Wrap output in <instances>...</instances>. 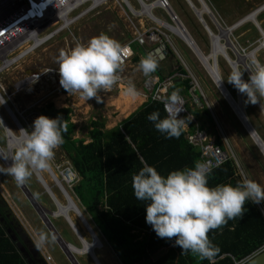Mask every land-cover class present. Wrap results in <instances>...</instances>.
Segmentation results:
<instances>
[{
	"label": "rangeland",
	"instance_id": "rangeland-1",
	"mask_svg": "<svg viewBox=\"0 0 264 264\" xmlns=\"http://www.w3.org/2000/svg\"><path fill=\"white\" fill-rule=\"evenodd\" d=\"M191 1L196 8L200 7L198 0ZM130 2L134 6L138 5L135 0H130ZM204 2L209 7V10H211L214 18L213 21L212 16L203 14L202 19L209 27V31L201 23L197 11L195 12L194 8H191V5L186 0H169V5L176 15L177 20L192 37L200 54L205 56L210 54L212 48L211 36L215 38L219 37L220 45H222V42L225 43L228 38V43L233 48L228 47L227 49L226 45H224L219 51L222 52V55L226 54L231 60L235 61V64L238 65L237 68L242 72V79L247 80L250 75L248 70L251 68V60L249 57L243 58L242 56H245L244 53H247V56L253 53L252 57L264 63V48L260 50L255 49L258 42H260L259 31L254 23L250 21L243 23L236 29L230 30L229 28L262 6L264 0H204ZM120 5L119 0H104L98 7L84 14L69 31H62L58 35H55L34 49L29 55L19 60L7 72L0 74V82L3 84L6 92L12 96L13 103L21 112V114H18L15 108H12L17 120L24 129L31 130L34 119L40 115L39 108L49 102L53 103L55 108L69 107L71 109L70 119L76 124L73 136L75 138H84L85 141L88 140L87 131L89 127H87V124L90 117L102 118L105 128H111L127 117L119 115L116 107L110 104V99L118 95L119 92L117 90L105 95L98 92L99 101L96 97L86 100L78 93L69 94L60 85L59 74L45 72L48 69L58 70V58L61 51L68 52L76 45L85 44L89 38L102 32L107 33L121 44L128 42L131 39L132 28L131 24H128L126 11L122 8L123 5L122 7ZM151 14L169 24L175 23L167 12L160 9L154 8ZM257 21L259 24L264 23V12L257 15ZM143 23L144 25L142 26L134 21V25L138 26L141 30L157 28V30L162 32L160 37L166 45L167 57L158 63L156 72L166 77L170 71H175L178 66H182L187 71V76L191 75L194 78L195 95L198 97L202 106L195 107L196 105L192 104L191 108L193 110L195 108L202 110L203 107L208 109L222 137L226 150L235 159L236 169L242 180L245 178L252 179L264 185V154L252 139L249 130L244 127V123L239 120L229 105L226 100V95L224 97L226 92L223 89V91L221 90L220 81L219 85L216 84L195 53V50L188 46L179 36L167 28L153 21H149V19H144ZM218 24L223 29L222 31ZM224 31H227V33H223ZM210 33L213 35H210ZM154 47L153 43L149 40L143 45L145 51H149ZM225 48L227 49L226 53ZM140 54L144 57L146 52L135 50V56L138 57V61L132 60L133 62H131L133 66L131 67V72L128 71L127 73L126 86L133 85L136 93L141 94L145 93L142 86L148 76L146 77L138 68ZM222 55L218 53L216 55V69L219 79L224 83L225 89L232 96L231 98L237 102L239 91L227 80L233 68ZM237 60L238 62L236 63ZM211 63L215 67L214 59ZM41 73L43 74L42 78ZM33 75H39L41 80L39 78L36 84L21 82L26 77L31 78ZM45 76L51 81V84L44 82ZM187 76L185 78H188ZM18 82L21 83L18 84ZM31 86L33 87L32 90H30ZM16 88L24 89L23 91L16 92ZM183 96L187 104H189L191 101L189 96L186 94ZM240 96L250 124L264 142L263 112L256 103H251L247 100L246 94L241 93ZM58 101H60V106L58 105ZM258 101L264 109V98H260ZM188 106L190 107V105ZM0 112L3 118V122L0 121L2 123H0V147L7 154V149L11 145L8 141L9 132L5 130V126H8L10 133H13L16 137L21 136V131L13 119L15 117L12 114H9L5 110H0ZM204 129L208 140L212 142L214 136L210 125L206 123ZM54 153V157L50 161V168L61 182L64 190H61L55 178L48 170L38 171L51 188L52 196V194L47 192L40 178L33 171V175L24 184L35 198L36 203L33 201L34 204L23 193L21 186L16 183L12 176L0 174V197L7 203L13 215L12 217L18 222V226L22 228L21 230L25 234V236L16 234L18 237L15 235L18 248L30 264H71L60 241L57 242L56 238L54 241L47 242L42 246H37L36 244L38 233L43 232L53 235L41 218L42 214L50 213L47 216L55 230L63 239L60 240L64 243L65 241L68 242L75 249L73 254L78 263L96 264L90 256V253L88 254L83 250L82 242H92V236L78 217V214L73 210L67 212L76 230L71 228L64 216L59 215L58 204L66 205L68 202L66 197L70 196L71 200L75 203L86 221L89 222L92 230L99 238L100 234L98 229L91 224L90 217L79 204L78 199L72 191L73 185H70V187L62 180L60 173L64 166L69 164V161L59 147L54 150ZM12 154L13 151L11 152ZM0 166L8 167L1 158ZM256 204L264 212V201ZM21 230H16V233H20ZM95 250L98 252L104 264H120L105 242H101V246L96 247ZM47 255L51 256L50 261H47Z\"/></svg>",
	"mask_w": 264,
	"mask_h": 264
},
{
	"label": "trees",
	"instance_id": "trees-1",
	"mask_svg": "<svg viewBox=\"0 0 264 264\" xmlns=\"http://www.w3.org/2000/svg\"><path fill=\"white\" fill-rule=\"evenodd\" d=\"M134 49L145 52L136 44ZM133 60L138 61V57L134 56ZM175 72L187 75L182 66L168 75ZM154 73L164 78L159 72ZM189 83V78L176 77L168 92L189 96ZM153 111H159L162 118L167 116L161 101L147 100L111 128H105L102 118H90L88 140L85 141L73 136L76 124L70 119L69 107L55 108L49 102L39 108L40 115L59 116L67 126L62 133L64 142L59 148L77 175L72 191L91 224L98 229L100 241L110 247L120 264H238L264 242V216L256 203L246 201L242 218L228 220L227 224L209 231V239L220 249L211 261L198 259L190 252L182 253L180 247L174 246L175 237H158L146 223V202L138 201L132 189V177L142 167L141 160L166 176L172 170L194 166L201 155L199 147L189 142L183 129L178 138H166L157 131L147 119ZM191 112L198 128L204 129L208 123L214 145L226 150L208 109L195 108ZM195 128L191 125L190 131ZM242 181L231 158L213 168L208 179L213 186L235 185ZM12 216L7 203L0 197V264H29L16 239V234H25ZM16 230L21 232L16 233ZM95 253L104 264L96 250Z\"/></svg>",
	"mask_w": 264,
	"mask_h": 264
},
{
	"label": "clouds",
	"instance_id": "clouds-1",
	"mask_svg": "<svg viewBox=\"0 0 264 264\" xmlns=\"http://www.w3.org/2000/svg\"><path fill=\"white\" fill-rule=\"evenodd\" d=\"M127 55L126 47L102 32L89 38L85 44L60 52L59 83L69 94L78 93L86 100L96 97L99 101L98 92L110 89L116 82L117 71ZM157 67L158 59L152 52L142 57L138 64L146 77ZM248 71L249 78L244 80L242 72L233 68L227 80L239 92L246 94L249 102L256 103L264 98V63L253 59ZM125 92L137 94L133 85H129ZM178 100L177 93L173 92L169 102L175 104ZM180 110L173 111L166 104L167 116L162 118L159 111H153L147 119L166 138H178L184 125V120L178 119ZM66 130L61 117L38 115L30 131L23 127L20 129L22 139L13 146V154L6 156L0 153V158L11 157L12 160L10 166H0V174L12 176L17 184H23L33 171L47 170L54 150L64 142L62 133ZM141 164L142 167L132 177V189L138 201L146 202V223L158 237H175L174 246L180 247L182 253L190 252L201 260L211 261L220 251L209 239L210 230L220 228L228 220L242 218L246 201H264V185L252 179L245 178L235 185H210L209 174L218 165L207 161H196L194 166L172 170L166 176L143 160ZM54 240V235L40 232L36 244L42 246Z\"/></svg>",
	"mask_w": 264,
	"mask_h": 264
},
{
	"label": "built area",
	"instance_id": "built-area-1",
	"mask_svg": "<svg viewBox=\"0 0 264 264\" xmlns=\"http://www.w3.org/2000/svg\"><path fill=\"white\" fill-rule=\"evenodd\" d=\"M119 1L121 4L120 6L122 7L123 5L122 8L126 11L127 21L128 24H131L132 34L131 39L128 42H124L122 44V46L128 49V55L124 57L123 64L117 71L118 79L110 89L106 91H99L103 95L108 93L110 94L114 90L119 92L121 86L127 85V73L128 71L131 72V67L133 66L131 62H133L132 60L135 55L134 44L138 45L140 48H143L144 43H147L149 40L155 47L149 51H145L146 54L148 52H152L157 57L158 63L167 57L168 53L166 52V45L163 43L160 37L162 32L157 30V28L141 30L138 26L134 25V21L143 26V20L149 19V21H153L163 27V24H166L167 22L151 14V11H153L154 8L167 12L171 16L172 21L173 18L176 17L175 14V17L171 15V11L173 12V10H171L169 0H135V2L138 4V7L134 6L130 0ZM100 4L101 1L99 2V0H0V74L7 72L13 65L18 63L19 60L33 52L28 49L30 44L33 43L35 45L34 49H36L55 35H58L60 32L69 31L70 28H72L75 23L81 17H83L84 14L95 9ZM85 5L87 6L84 7ZM145 6H150L149 13L145 11ZM257 9L260 10L256 14L255 18L250 22L254 23V25L257 27V30L259 31L260 42H258V44H260L262 41H264V23H258L257 15L261 12H264V4ZM243 20L242 22H244ZM33 24L39 26L38 30L35 31L34 34ZM242 24L243 23L239 24V26ZM239 26L237 25L234 27V29L238 28ZM45 37L46 40L38 44V41H41V39ZM244 55L245 56L242 57H249L247 56V53H244ZM142 57L143 56L140 54V59ZM249 58L251 61L253 60V58ZM235 68H237V65H235ZM45 72L49 74H59V71L55 69H48ZM38 76L39 75H33L31 78L26 77L25 80L23 79L21 82L36 84L38 81ZM186 76L187 75H183L181 73H174L164 78H161L160 75L156 73L148 76L144 80L142 86L145 91V93H141L144 97L143 102H146L147 100L161 101L163 103L164 111L166 104L173 111H175L177 108H181L178 113V119L184 120L183 130L186 132V138L190 143L199 147L201 150V162L207 161L213 165L219 166L229 158L234 161V157L227 150L215 146L213 141L210 142L208 140V136L204 130L198 129L196 127L193 131H190V126L193 125L195 127L196 125L194 114L191 112V110H193L191 105L194 104L196 106H202L198 97L195 95V80L191 75L187 76L190 78V88L188 93L191 101L189 104H187L185 97L178 92H176L179 97L178 102L175 104L169 102L171 94H169L168 91L173 85V79L176 77L185 78ZM21 82H18V84ZM46 82L47 84H51L49 79ZM23 89L24 88H16V92H19L20 90L23 91ZM188 105H190V107ZM12 108H15L18 114H21L16 105L13 103L12 96L6 92L3 84L0 82V110H5L6 112L8 111L9 114H12V116L15 117L13 119L16 121V124L20 129V126L22 125L17 120ZM165 113L168 115L166 111ZM90 118L96 119L95 117ZM0 121L3 122L1 112ZM5 130H7L9 134L12 135L8 126H5ZM60 174L62 180L68 184V186H72L77 180V175L72 170L70 163L64 166ZM263 249L264 243L257 251L244 260L240 261L238 264H241L243 261L247 260ZM46 259L47 261H50L51 256L47 255Z\"/></svg>",
	"mask_w": 264,
	"mask_h": 264
},
{
	"label": "bare ground",
	"instance_id": "bare-ground-1",
	"mask_svg": "<svg viewBox=\"0 0 264 264\" xmlns=\"http://www.w3.org/2000/svg\"><path fill=\"white\" fill-rule=\"evenodd\" d=\"M101 1V3H103V1L104 0H99V2ZM187 1V3L188 4H190L191 5V8H194V10H195V12L197 11V13H200L201 15V17H203V14H207V15H210L211 16V14H210V11H209V7L207 6V4L204 2V0H198L199 1V3H200V7H198V8H196L195 7V5H194V3L191 1V0H186ZM145 11L147 12V13H149L150 12V6H145ZM260 9H255L253 12H251L250 14H248L246 17H244V18H242L241 20H243V19H245V20H243L244 22H247V21H252L254 18H255V16H256V14L258 13V11H259ZM173 18V17H172ZM212 18H213V16H212ZM173 21H175V23L174 24H169V23H166V24H163V27H165V28H167L169 31H171V32H173V33H175L177 36H179L188 46H190L192 49H194L195 50V53L197 54V56L199 57V59H200V61L203 63V65L205 66V68L207 69V71L209 72V74L211 75V77L213 78V80L216 82V84H218L219 85V81H221L220 79H219V75H218V72H217V67L215 68L213 65H212V63H211V61L214 59V64H215V62H216V55H217V53L218 54H220V55H222V52L221 51H219V50H221V48L222 47H224V45H226V48L228 49V47H231V48H233L232 46H231V44L230 43H228L229 41H228V38L226 39L227 41H225V43H223L222 42V45H220V42H219V37H212L211 36V52H210V54L208 55V56H205V55H202V54H200L199 52H198V49H197V47L195 46V43H194V41H193V39H192V37L189 35V33L187 32V30L184 28V26L182 27L181 26V24H180V22L177 20V18H173ZM213 21H214V18H213ZM240 21V20H239ZM244 22H242V23H244ZM237 26V25H236ZM235 26V27H236ZM239 26V25H238ZM220 27V26H219ZM38 28H39V26L38 25H35V24H33V34H34V32L35 31H37L38 30ZM221 28V27H220ZM232 29H234V27H232L231 26V28H230V30H232ZM223 29L221 28V31H222ZM223 33H227V31H224ZM46 40V37L45 38H43V39H41V41H38V44L39 43H41L42 41H45ZM34 47H35V45L32 43V44H30L29 46H28V49H30L31 51H33V49H34ZM264 47V41H262L260 44H258L257 45V47L255 48V49H258V50H260L261 48H263ZM225 48V53H226V49ZM255 49H254V51H255ZM257 50V51H258ZM233 52H236V51H233ZM252 54L253 53H250V54H248V56L249 57H251V58H253L254 59V57H252ZM222 56H224L226 59H227V62L230 64V66L232 67V68H235V65H237V64H235L234 62L235 61H233V60H231L230 59V57H228V55H226V54H224V55H222ZM238 56V55H237ZM244 58V57H243ZM245 60V59H244ZM238 62V60L236 61V63ZM240 65V64H239ZM238 66V65H237ZM242 66V65H241ZM43 76V75H42ZM42 76H41V78H42ZM39 78L40 77H38L37 79L39 80ZM41 78H40V80H41ZM48 79H47V76H45V80H44V82H46ZM221 86V85H220ZM127 87L128 86H126V85H123V86H121L120 87V91H119V93H118V95L116 96V97H114V98H111L110 99V104H112V105H116L117 107L116 108H118V110H119V113L121 114V115H124V116H126V115H128L129 113H131V112H133L136 108H137V106L140 104V103H142L143 102V100H144V97H143V95H141L140 93H137L136 95H130V94H126V92H125V90L127 89ZM33 89V87L31 86L30 87V90H32ZM223 88H221V90H222ZM223 90H225V89H223ZM222 90V91H223ZM226 92V91H225ZM224 94V93H223ZM225 95H226V100L228 101V103H229V105L231 106V108L233 109V111L236 113V115H237V117L239 118V120L242 122V123H244L243 125H244V127H246L248 130H249V134L251 135V137H252V139L254 140V142L257 144V146L259 147V149H261V151L263 152V154H264V142H263V140L259 137V139L257 138V135H255V134H253V132H252V130H251V128L249 127V125H248V123H247V121H246V118H245V116H246V114L244 115V113H243V110H242V108H241V106H240V102H238V100H237V102L235 101V100H233L232 98H231V96H230V94H228L227 92L224 94V97H225ZM239 96L241 95V92H239V94H238ZM62 97V96H61ZM60 97V98H61ZM64 97V96H63ZM60 98H58V99H60ZM56 101H57V99H56ZM58 105L60 106V101H58ZM264 110V109H263ZM9 134V133H8ZM9 140V144L11 145L10 147H8V149H9V151H13V146L14 145H16L18 142H19V140L20 139H22V136H19V137H16V136H14L13 134L11 135V134H9V138H8ZM7 156V155H6ZM4 160H6L7 161V163L8 164H11V159H9V158H7V159H4ZM36 175L39 177V174H38V171H36ZM41 180V179H40ZM42 182V181H41ZM43 183V182H42ZM44 185V184H43ZM45 187V186H44ZM51 192V191H50ZM73 202V201H72ZM74 203V202H73ZM73 206H72V204H71V202L70 201H68L67 202V204L66 205H61V204H58V206H57V208H59V211H60V214L59 215H62V216H64L66 219H67V217H69V214H68V216H66V210H73V208H72ZM67 211V212H68ZM74 211V210H73ZM50 214V213H49ZM68 221V220H67ZM60 244H61V246H62V248H64V249H68L69 247H70V249H71V252H74L75 251V249L73 248V247H71V245L70 246H68L66 243H64L63 241H61L60 240ZM82 244H83V250L84 251H86L88 254L90 253L89 251H90V248L89 247H91V246H93L94 244H95V242H93L92 244H90V245H88V243H86V242H82ZM96 244H97V242H96ZM96 247H99V245H96ZM82 250V249H81Z\"/></svg>",
	"mask_w": 264,
	"mask_h": 264
},
{
	"label": "water",
	"instance_id": "water-1",
	"mask_svg": "<svg viewBox=\"0 0 264 264\" xmlns=\"http://www.w3.org/2000/svg\"><path fill=\"white\" fill-rule=\"evenodd\" d=\"M209 11H210L211 16H213L212 13H211V10H209ZM197 14H198V17H199L201 23L203 24V26L206 28L207 31H209L210 29H209V27L206 25V23H205V21L202 19V17L200 16V13H197ZM171 15H172L173 17H175V15H174V13H173L172 11H171ZM175 18H176V17H175ZM241 23H242V20H240L239 22H237L233 27H235L236 25H239V24H241ZM180 24H181V23H180ZM181 26H182V24H181ZM182 27H183V26H182ZM210 35H212V33H210ZM197 49H198V48H197ZM198 50H199V49H198ZM214 65H215V68H216V62H215ZM220 85H221V88H223V89L226 88L225 85H224V83H222L221 81H220ZM225 91L228 93V91H227L226 89H225ZM228 94H229V93H228ZM230 96H231V95H230ZM231 97H232V96H231ZM237 100H238V102H240V106H241V108H242V110H243V113H244V115H245V110H244V107H243V104H242L241 96H238ZM256 104H257V106L260 108V110H261V111L263 112V114H264V110H263L262 105L260 104V102L257 101ZM246 117H247V116H245V118H246ZM246 121H247L249 127L251 128L253 134L257 135V138L259 139V135L256 133V131L254 130V128H253L252 125L250 124L248 118H246ZM21 128H22V127L20 126V129H21ZM11 152H12V151H9V149H7V154H5V152H4V151L1 149V147H0V153H2L3 155L10 156V155H11ZM1 159L5 162L6 166H10V165H11V164H8L7 161L4 160L3 158H1ZM9 159H11V157H9ZM11 163H12V160H11ZM47 170H48V171L51 173V175L55 178V180H56L57 184L59 185V187L61 188V190H64L63 187H62L61 182L59 181V179L57 178V176L55 175V173L51 170V168L49 167ZM34 172L36 173V171H34ZM38 174H39V178H40L41 181L43 182V184H44L45 189L47 190V192H49V193L52 194V196H53V193H52V191H51V188L48 186V184L45 182V180L41 177V174H40L39 172H38ZM19 185L21 186V189H22L23 193L27 196V198L31 201V203L34 204L33 201L36 203L35 198H34L33 195L30 193V191L28 190V188L26 187V185H25L24 183H23V184H19ZM50 191H51V192H50ZM66 196H67V195H66ZM66 198H67L68 201L71 202V204H72V206H73V207H72L73 210L78 214V217L81 219L82 223L84 224V226L87 228V230L89 231V233H90L91 236H92V242L88 243V245H90V244H92L93 242H95V244H94L93 246L89 247V248H90V251H89V252H90V256L92 257V259L94 260V262H95L96 264H101V263L99 262V260L97 259L96 255H95V251H94V249L96 248V245L101 246V242H100L99 238L96 236V234H95L94 231L92 230L91 226L89 225V222L86 221V219L84 218V216L82 215V213L78 210V208L76 207L75 203L72 202L71 197H70V196H67ZM35 207H36V206H35ZM67 211H68V210H66V216H68ZM48 214H49V213H47V214H42V215H41V218H42V220L44 221L45 225H46V226L48 227V229L50 230V232L55 236L57 242H59L60 239H62V238H61V236L58 234V232L55 230L53 224L51 223L50 219H49L48 216H47ZM67 220H68V222H69L71 228H72L73 230H76L75 225L71 222V220H70L69 217H67ZM62 240H63V239H62ZM96 242H97V244H96ZM65 243H66L68 246H70V244H69L68 242L65 241ZM63 250H64V252H65L67 258H68L69 261L71 262V264H79L78 261H77V259H76L75 256H74L73 252H71L70 247H69L68 249H64V248H63ZM241 264H264V249L261 250L260 252L256 253L255 255L251 256V257L248 258L247 260L243 261Z\"/></svg>",
	"mask_w": 264,
	"mask_h": 264
},
{
	"label": "crops",
	"instance_id": "crops-1",
	"mask_svg": "<svg viewBox=\"0 0 264 264\" xmlns=\"http://www.w3.org/2000/svg\"><path fill=\"white\" fill-rule=\"evenodd\" d=\"M111 105H112V104H111ZM139 105H141V103H140ZM139 105H138V106H139ZM114 106L117 107L116 105H114ZM138 106H137V107H138ZM195 107H199V106H195ZM203 108H204V107H203ZM203 108H202V109H203ZM116 109L118 110V108H116ZM118 112H119V110H118ZM131 113H132V112H131ZM131 113H129V114H131ZM129 114H128V115H129ZM119 115H121V114L119 113ZM128 115H126V116H128ZM121 116L125 117L124 115H121ZM195 120H196V119H195ZM195 127L198 128V122H197V120H196V125H195ZM198 129H199V128H198ZM201 130H204V131H205V129H201ZM234 164H235V163H234ZM235 166H236V165H235ZM257 206H258V205H257ZM258 207H259V206H258ZM259 208H260V207H259ZM260 210H261V209H260ZM261 211H262V210H261ZM262 214H263V216H264V212H263V211H262ZM14 241H15V240H14ZM15 242H16V241H15ZM263 243H264V242H263ZM112 252H113V251H112ZM28 263H29V262H28ZM29 264H30V263H29Z\"/></svg>",
	"mask_w": 264,
	"mask_h": 264
},
{
	"label": "flooded vegetation",
	"instance_id": "flooded-vegetation-1",
	"mask_svg": "<svg viewBox=\"0 0 264 264\" xmlns=\"http://www.w3.org/2000/svg\"><path fill=\"white\" fill-rule=\"evenodd\" d=\"M100 247V246H99Z\"/></svg>",
	"mask_w": 264,
	"mask_h": 264
}]
</instances>
